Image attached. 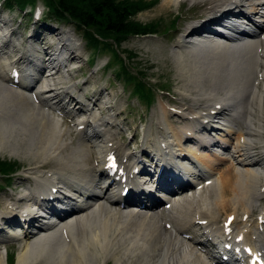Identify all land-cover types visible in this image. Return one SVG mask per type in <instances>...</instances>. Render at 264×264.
<instances>
[{"label": "bare ground", "instance_id": "bare-ground-1", "mask_svg": "<svg viewBox=\"0 0 264 264\" xmlns=\"http://www.w3.org/2000/svg\"><path fill=\"white\" fill-rule=\"evenodd\" d=\"M142 1L148 9L157 2ZM185 2L194 8L185 21L205 18L172 31L180 33L171 58L182 99L170 114L160 105L153 115L160 132L137 153L121 152L114 142L112 117L79 121L76 145L66 141L70 134L55 113L72 115L59 102L60 95L73 98L72 86L59 76L66 62L61 50L75 57L69 32L55 40L53 53L27 41V54L10 61L11 37L0 29V155L22 160L31 180L30 192L0 212L10 231L6 239L25 241L15 264H241L244 257L264 263V209L258 205L264 153H254L263 150L264 0H161L158 11L172 13ZM43 69L48 73L39 79ZM224 162L229 165L221 169ZM144 173H155L156 188L170 198H151L135 179ZM194 185L189 197L176 200ZM163 203L169 206L161 211ZM35 207L49 217L38 223ZM218 243L238 248L242 257L216 251ZM0 264H8L2 252Z\"/></svg>", "mask_w": 264, "mask_h": 264}, {"label": "rangeland", "instance_id": "rangeland-1", "mask_svg": "<svg viewBox=\"0 0 264 264\" xmlns=\"http://www.w3.org/2000/svg\"><path fill=\"white\" fill-rule=\"evenodd\" d=\"M160 4L161 0H157L151 9L138 13L133 18L134 21L141 24L157 22L159 26L156 30V32L158 31L156 35L144 37L131 36L119 44L112 38L106 40L98 39L101 41V44L98 45V48L94 49L83 40L81 31L74 30L75 28L72 24L56 23L47 19L43 0H36L33 6L22 7V9L24 8L22 11L15 6L9 9L6 7L5 2L0 0V16L2 17L0 18L6 19L7 33L9 32L8 35L11 37V44L6 50L10 51L8 52L10 61L16 60L23 52H26L27 41L35 48H38L37 46L44 47L45 50L48 52L52 51L53 53L57 43H55V40L60 38L63 32H69L72 35L71 39L73 44H75L72 52L75 57L69 58L70 52H63L61 50L64 53L66 62L62 65L59 73V76L65 78V84L72 86V100L68 98L69 101L64 96H59L62 108L65 112H71L72 115L67 117L63 114L55 113V115L59 116L61 122L63 121V130H66L70 134L66 137V141L72 143V146L76 145L79 138V131L75 128L79 121L88 119L96 121L99 118L112 117L111 120L114 123L110 132L114 142L118 144L121 152L137 153L139 150L146 149L148 143L145 140L150 135H156L157 132H160L157 130L156 120L153 117L159 110L160 105H166L170 114V110L173 109L175 104L181 102L182 97L178 90L180 83L176 78L171 58L172 47L178 40L180 33L174 35L172 31L177 30L182 32L192 23L204 19L205 15L203 18L198 16L185 21L184 17H190L194 13L192 3L185 2L180 7L173 6L170 8L172 13H169L168 10L159 12L158 7ZM36 9L40 11V15L37 20H34L33 12ZM262 11L264 12L263 9ZM256 19L258 20L257 17ZM1 25L2 23L0 22ZM11 32L13 33L12 36H10ZM30 36L34 39L28 40ZM13 46H17V48L20 46L18 54L15 52L11 53ZM127 55L133 57V61H131L132 59L129 60ZM164 58L169 61V66L163 64ZM120 60L127 67V71H130L131 76L144 82L152 91L154 102L150 107H147V104L138 95L134 94L135 82H127L125 77L121 75ZM46 73L44 69L41 70L38 74L39 79L44 77ZM137 73H141L142 76ZM56 83L57 81L52 82V84ZM259 87L264 98V82ZM100 90H102V94L95 101L97 98L96 93ZM77 102L78 104H76ZM80 105H84L82 108L85 112H79L78 108ZM87 110L88 112H86ZM169 121L175 127L180 126L171 117ZM161 133L163 132L161 131ZM262 135L263 150H256L254 152L257 158L260 156V153H264V123L262 124ZM87 150L88 156L95 157L92 148L88 147ZM0 159L12 162L16 166L17 162L19 164L16 167L18 170L9 175L10 181L5 179L6 176L0 174V212H4L6 211V203H13V199L27 195L30 192L31 180L23 175L22 160L20 161L7 155H0ZM228 165L229 162H224L220 165V168L224 169ZM149 167L152 169L153 164H149ZM153 175L137 174L135 179L140 183L139 186L141 188L143 187L151 192V198H170V195L165 190L156 188V176L153 177ZM187 180L193 181L189 177ZM194 187L195 185L179 192L181 195L176 200L186 196L189 197L191 195L189 192ZM145 200L147 201L148 199L145 198ZM171 200L173 201L174 198H171ZM164 205L166 204H160L158 209L162 211ZM258 205L261 209H264V198ZM22 208V205H19L18 210H22ZM129 208L126 210L127 212L133 210L131 207ZM34 214L37 217V222H42V218L38 217L36 212ZM218 224L221 225L222 222L220 221ZM20 225L22 226L23 222ZM9 232L8 226L0 223V235L5 238L3 242H0V252L5 255L8 264H15L16 252L20 246H24L25 241L6 239ZM179 242L181 241L179 240ZM185 243H187L185 244L186 246L190 245L187 241Z\"/></svg>", "mask_w": 264, "mask_h": 264}, {"label": "trees", "instance_id": "trees-1", "mask_svg": "<svg viewBox=\"0 0 264 264\" xmlns=\"http://www.w3.org/2000/svg\"><path fill=\"white\" fill-rule=\"evenodd\" d=\"M35 1L5 0V3L9 9L13 6L22 9L26 5H34ZM43 2L47 19L74 25L75 30L83 34V40L94 49L101 44L100 40L112 38L119 44L131 36L157 33L155 23L141 24L133 20L138 13L150 7L142 0H43ZM120 71L127 82H135L134 94L148 105L151 104L153 95L150 88L131 76L125 66H122ZM14 171V164L0 161V174L6 176L7 181H10L9 175Z\"/></svg>", "mask_w": 264, "mask_h": 264}, {"label": "snow or ice", "instance_id": "snow-or-ice-1", "mask_svg": "<svg viewBox=\"0 0 264 264\" xmlns=\"http://www.w3.org/2000/svg\"><path fill=\"white\" fill-rule=\"evenodd\" d=\"M231 219V218H230Z\"/></svg>", "mask_w": 264, "mask_h": 264}]
</instances>
